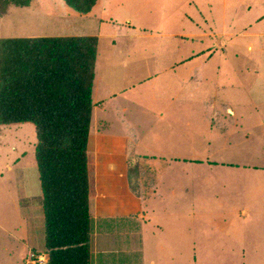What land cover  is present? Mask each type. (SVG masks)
<instances>
[{
  "label": "rangeland",
  "instance_id": "374dc122",
  "mask_svg": "<svg viewBox=\"0 0 264 264\" xmlns=\"http://www.w3.org/2000/svg\"><path fill=\"white\" fill-rule=\"evenodd\" d=\"M168 2L161 11L160 7H155L159 6L155 0H130L127 4L131 16L142 24L135 26L138 38L127 41L123 38L128 49L121 53L117 52L119 42L118 47H111L107 42L109 59L120 58V61L113 66L107 65L105 55L100 52L96 62L101 80L118 78L116 85L120 86L131 84V71L138 67L145 69V75L153 68V72L165 68L162 57L157 56L159 52L169 51L162 46L156 50L159 42L149 36L152 32L149 29L172 19L173 28H167L164 23L160 29H166L165 40H171L170 35H174L171 38L181 46L176 56L179 58L178 80L166 86L157 78L156 92H148V96L135 94L136 90L127 92L126 96H117L111 103L121 102L126 111L118 112L110 104L106 113L109 125L98 121L101 115L98 108L93 123L102 129V138L107 137L104 148L108 152L130 151L137 145L142 157L153 153L164 155L158 163L152 159L156 164H149L148 157L146 163L145 160L139 163L146 164L144 170L151 179L157 173L160 178L158 164L167 160L176 146L177 151L184 149L188 156L192 148L201 153L202 160H192L188 168L195 175L205 172L204 184L205 179L195 178L194 186L190 187L188 181L180 177L184 171L177 170L174 164L167 163L162 169L172 183V200H176L173 204L178 214L186 213L190 204L196 205L201 198L207 205H199L201 209L193 207L198 215L173 227L178 234L172 235L171 246L166 244L169 241H165L164 236L159 246L153 240V233H147L144 238L150 242L147 254L141 258L142 264H149L151 260L156 264H167L166 260L170 261L168 264H264V0ZM112 8L117 12L114 31L129 36L127 24L121 25L119 10L122 5L115 4ZM93 17V14L73 10L64 0H32L25 7L11 5L7 13L0 16V38L96 35L98 30L104 32L112 28V25L101 26ZM186 32L197 34L196 41L181 40ZM194 50L203 53L195 55L191 64L180 63L183 61L181 54L186 59ZM126 58H133L135 67L124 63ZM152 58L160 60L156 67L150 63ZM194 65L196 68L192 71ZM194 74L201 81L195 78V84L191 85L189 80ZM101 80L97 86L103 91L105 82ZM224 90L220 99L218 95ZM167 97L170 99L165 101ZM95 99L97 101L98 97ZM219 101L234 114L228 116L229 124L222 120L223 124L212 126L206 120L207 115L211 116L214 110L226 114L225 108L212 107ZM224 123L228 125L225 129ZM167 124L172 130H179L172 133L171 141L168 133L172 130ZM179 125L181 127H177ZM92 131L95 132L94 128ZM129 133L138 139L135 145H132V138L128 141ZM36 143L37 131L33 123L0 127V226L7 229L5 232L0 227V264H26L31 261L30 245H36L40 251L45 248ZM32 204L41 212L30 211V208L22 212L16 210L17 205L28 208ZM241 210L247 214L241 215ZM24 238L26 242H22ZM108 260L111 264L123 263L117 255ZM134 260L139 264L138 258Z\"/></svg>",
  "mask_w": 264,
  "mask_h": 264
},
{
  "label": "trees",
  "instance_id": "16d2710c",
  "mask_svg": "<svg viewBox=\"0 0 264 264\" xmlns=\"http://www.w3.org/2000/svg\"><path fill=\"white\" fill-rule=\"evenodd\" d=\"M0 0V16L11 5ZM87 14L98 0H64ZM96 35L0 38V127L33 123L47 264L91 263L89 140Z\"/></svg>",
  "mask_w": 264,
  "mask_h": 264
},
{
  "label": "crops",
  "instance_id": "0c3cea01",
  "mask_svg": "<svg viewBox=\"0 0 264 264\" xmlns=\"http://www.w3.org/2000/svg\"><path fill=\"white\" fill-rule=\"evenodd\" d=\"M130 0H98L97 4L93 8V10L87 14H93L95 19L99 20L100 25L103 26L104 24L111 26L112 28H107L108 30L101 32L97 31L96 36L99 38L98 40V50H97V63H98V57L101 52V54L105 55V59L107 60V65H114L115 63L120 61V58H114L109 59V56H107V42H110L111 47L117 46V42H119L120 49H117V52L121 53V51L126 52L128 49V46H125L122 42V39L129 40V39H136L137 37V26H141L142 24L136 22L135 17L131 16L129 4H127ZM156 3L159 6H155L157 8H161V11L165 10V7L168 6V1L171 0H155ZM115 4L122 5V10H119L120 18L122 19L121 25L126 23L127 31L129 33V36L125 34H118L114 31V27L116 26V17L117 12L114 8H112ZM127 6V7H126ZM97 7V8H96ZM126 7V8H125ZM153 6H151L152 8ZM96 8V9H95ZM159 8V9H160ZM95 11V12H94ZM121 12H124V14H120ZM116 13V14H115ZM99 14V16H98ZM169 17H167L166 20H168ZM116 20V21H115ZM173 20H175L173 18ZM164 22H160L157 27H154L153 30L149 29V31H152L149 33V36H152L154 38H157L159 42L156 45V50L159 47H163L164 50L167 49L169 52H159V58L162 57V62L164 63V67L160 69L157 72H152L148 75H145V69H142L138 67L137 70H132V81L131 84L128 86H120L116 85L118 78L101 80V77L99 76V67L96 63V75H95V85H94V110H93V120H92V129L94 128L95 132L91 129L90 134V140H89V169H90V185H91V194H90V213H91V263L92 264H111L110 260H108V257H113V255H117L120 260L123 261L122 264H136L135 258H138L139 264H142V259L147 254L148 244L150 241H148V238H144L147 233H153L154 239L159 244L163 243V236L165 237V241L168 239L169 242H166L167 245L171 244V240L173 239V234H178L177 229H173L175 226H181V221L183 223L187 222L190 218H193L194 216H197V211L193 210V207L196 208L199 205H207L203 198L200 199L199 203L194 205L193 202L190 204L191 206L188 207V210L186 213L178 214L177 208L173 204L176 202V200H172L174 192L173 187L171 186L172 183L168 182V173H164V170L162 169L165 165H173L176 167V169H180V171H184L180 177H184L185 182L188 181V184L190 187L194 186V179L200 178V180L205 179L202 183L204 184L206 182V174L205 172L202 173H196V175L192 172V170H189L188 166L191 164V161L193 160H202V156H200L201 153L194 152V149L192 148L191 155L188 156V154L184 151V154L182 151L178 150V146L175 147L174 152H170V155L167 160H163L162 163L158 164L160 167V178L159 174L154 175V177L151 179L146 172L145 166L147 157L149 158V164H156L154 163V160L159 162L161 159V156H164L162 154L155 155L148 154L147 157H142L137 151V145H135V140H138L137 138H132L133 134L129 133L128 141L131 140L132 150L130 151H122V152H108L107 148H104L105 144L107 143V137L102 138L104 136V133L102 132V129L99 127H96V125H93L95 118L97 117L96 110L99 108L101 110V115L99 116V122H108L110 125V120L107 118L106 113L107 109L111 108L110 104L114 107H116V111L123 112L126 111L127 108L123 107V104L120 103H111L114 101L117 96H126L127 92H133L135 94H145V96H148V92H151V94L156 92L157 89V78L162 82V84H166V86H169L171 84L170 81L178 80L177 79V65L179 63V58H176L177 51L181 50V46H178V41H176L173 37L174 35H170L171 40H165L163 38L165 31H162L160 29L161 24H164ZM172 19H169L168 23H165L168 27L167 28H173L171 27ZM103 24V25H102ZM124 26V25H123ZM173 26V24H172ZM68 36H80V35H68ZM198 38L197 34H194L193 32H186V35H183V39L186 42H193L196 41ZM164 39V40H163ZM163 40V41H162ZM104 41V42H103ZM184 41V42H185ZM106 44L105 46L103 45ZM118 47V46H117ZM169 47H174L170 48ZM144 48V47H143ZM116 50V49H115ZM142 52V50L140 51ZM203 53L202 51H195L193 53H190L186 59L182 58L184 57L183 54L180 55V58L183 61H180V63H186L191 64L194 62V57L197 54ZM130 56V54H129ZM121 57V56H119ZM154 59L150 61L151 65H154L156 67L159 64V59ZM124 60V58L122 57ZM121 59V60H122ZM146 60V58H143ZM126 61L124 63H128V65L134 66L135 60L133 58H126ZM143 60V62H144ZM162 65V64H161ZM104 66V65H103ZM196 68L194 65L192 67V71ZM104 71V70H103ZM102 71V72H103ZM148 72V71H147ZM197 79V82H200V78H197L195 74L191 77L189 80V84L193 85L194 79ZM103 81L105 84L102 86L104 87L103 91L101 88L97 86L99 82ZM156 82V83H155ZM117 88V90H115ZM119 88L122 90L119 91ZM159 88V87H158ZM162 88V87H161ZM97 92L99 95H97ZM224 92H220L218 95L221 99L224 95ZM95 97H98V100L96 101ZM170 97H167L164 99L165 101H168ZM213 101H210L212 103ZM215 102V101H214ZM219 104V105H218ZM223 106V104L220 105V101L216 105H212L213 108ZM226 114H222L220 111H213L211 116L207 115V122L211 123L212 126H215L216 124L221 125L223 124V121L225 122L227 120L228 122V116H232L234 114L233 110L230 109V107L225 108ZM104 112V113H103ZM223 120V121H222ZM224 123V129L225 127H228V125ZM108 125V126H109ZM95 126V127H93ZM167 126L172 130V126L170 124H167ZM177 127H181L180 125ZM98 128V129H97ZM179 130L175 128V130H172L171 133H168L169 140L171 141V135L176 134ZM182 130H180L181 132ZM231 132V131H230ZM188 133V130L185 132ZM231 134V133H230ZM159 138L161 135H158ZM133 147H136L134 149ZM172 150V149H170ZM159 159V160H158ZM145 160L144 165H140L139 163L143 162ZM168 163V164H167ZM151 168L150 166L148 167ZM188 168V169H187ZM162 169V170H161ZM175 169V168H174ZM203 171V170H201ZM172 174H175L172 172ZM180 174V173H179ZM178 174V175H179ZM165 190H169L170 192H166ZM175 196V195H174ZM176 199V197H175ZM36 204H32L31 207H23L17 205L16 210L22 212L23 210L29 209L30 211L38 210L41 212L40 209H36L34 206ZM189 204H187L188 206ZM202 207L199 206L197 209H201ZM241 215H246L245 210H241ZM42 215L44 216V211L42 207ZM177 223V224H176ZM1 227V226H0ZM34 227V226H32ZM2 230L7 232V229L5 227H1ZM29 230V229H28ZM162 230H165V235H162ZM31 231V230H30ZM26 239L24 238L22 242H24ZM26 242V241H25ZM44 243L45 248L40 251L36 245H30L29 246V254L31 255H39V254H45L48 257L49 260V253L46 250V240H45V217H44ZM161 254V253H160ZM172 254L170 253L171 257ZM157 257V255H156ZM125 258H128V261L125 260ZM164 259H160V261ZM126 262V263H125ZM167 264L170 262L169 260H166ZM26 264H37L32 259L29 260ZM149 264H156L155 261L151 260ZM161 264V262H160ZM258 264V263H257Z\"/></svg>",
  "mask_w": 264,
  "mask_h": 264
},
{
  "label": "built area",
  "instance_id": "2783aa9c",
  "mask_svg": "<svg viewBox=\"0 0 264 264\" xmlns=\"http://www.w3.org/2000/svg\"><path fill=\"white\" fill-rule=\"evenodd\" d=\"M32 259L35 261V263L38 264H47L48 263V257L45 254H39V255H32Z\"/></svg>",
  "mask_w": 264,
  "mask_h": 264
}]
</instances>
